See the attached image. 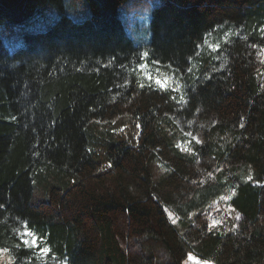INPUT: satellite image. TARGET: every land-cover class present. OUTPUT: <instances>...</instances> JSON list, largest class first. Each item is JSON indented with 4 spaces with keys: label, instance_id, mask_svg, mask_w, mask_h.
I'll return each instance as SVG.
<instances>
[{
    "label": "trees",
    "instance_id": "16d2710c",
    "mask_svg": "<svg viewBox=\"0 0 264 264\" xmlns=\"http://www.w3.org/2000/svg\"><path fill=\"white\" fill-rule=\"evenodd\" d=\"M130 1L0 0V26L60 9L0 39V264H36L25 222L66 264H264V0H159L147 57ZM143 57L184 74L183 99Z\"/></svg>",
    "mask_w": 264,
    "mask_h": 264
},
{
    "label": "rangeland",
    "instance_id": "374dc122",
    "mask_svg": "<svg viewBox=\"0 0 264 264\" xmlns=\"http://www.w3.org/2000/svg\"><path fill=\"white\" fill-rule=\"evenodd\" d=\"M159 0H131L125 5L119 7V18L124 26L125 32L132 39V41L139 47L144 48L146 44L150 41V20L152 17L153 10L158 5ZM59 8L52 9L51 4L47 5V8L42 11L39 15L27 20L17 23H7L0 26V39L3 41L5 48L9 51H14L22 46H24L23 37L27 33L44 31L51 24L54 19H56ZM75 17V15H73ZM84 12H81L80 16L76 18L81 21L84 19ZM234 32L231 27L221 26L206 37L203 44L211 49L217 46L220 41L226 40ZM145 52V48L143 49ZM141 65H144L141 67ZM145 79L149 80L148 84L155 87L161 88L160 85L156 83V80H161L165 87L164 89H170L174 91L175 96L178 100L183 96V73H176L173 67H165L156 61L148 62L145 57L138 67ZM168 216L171 218V214L167 211ZM25 230L21 229L18 234L21 238V233ZM30 239V237H27ZM24 248H29L23 244ZM40 247H47L43 241L40 243ZM32 251V258H24V260L33 261L36 264H66L64 260L59 259L56 255L48 254L47 256L41 255L40 252L35 248H30ZM197 257V256H196ZM200 259L199 257H197ZM204 261L203 259H200ZM209 261V260H208ZM7 263L9 262V257L7 256ZM184 264H194L193 261H184ZM213 264V263H211Z\"/></svg>",
    "mask_w": 264,
    "mask_h": 264
},
{
    "label": "snow or ice",
    "instance_id": "6c2138e0",
    "mask_svg": "<svg viewBox=\"0 0 264 264\" xmlns=\"http://www.w3.org/2000/svg\"><path fill=\"white\" fill-rule=\"evenodd\" d=\"M144 56L147 57L148 56V53L145 52L144 53ZM144 65H141V67H143ZM156 83L158 85H160L161 88L165 87L164 83L157 79L156 80ZM183 99V97H182ZM243 127V125H241ZM139 127V126H138ZM199 143V141H197ZM111 165H109L110 167ZM249 180L252 179L251 176L248 177ZM233 194H234V190H233ZM227 199V197H226ZM215 223V222H214ZM21 237H22V243L29 247V248H35L37 249L41 255H45L47 256L48 254L51 253V248L50 247H43L41 248L40 247V243H41V237L37 236L34 232H32L30 229H28L27 227V223L25 222V231L23 233H21ZM27 237H30V239H28ZM9 251V249L7 248H4V249H0V253H7ZM187 261H193L194 264H211L210 261L208 260H204V261H201L200 259H198L195 255H193L192 253H188L187 254Z\"/></svg>",
    "mask_w": 264,
    "mask_h": 264
}]
</instances>
